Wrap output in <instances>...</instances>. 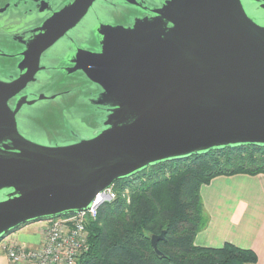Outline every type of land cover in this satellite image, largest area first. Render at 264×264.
Returning a JSON list of instances; mask_svg holds the SVG:
<instances>
[{
	"label": "water",
	"instance_id": "1",
	"mask_svg": "<svg viewBox=\"0 0 264 264\" xmlns=\"http://www.w3.org/2000/svg\"><path fill=\"white\" fill-rule=\"evenodd\" d=\"M246 144L264 146V0H0V241Z\"/></svg>",
	"mask_w": 264,
	"mask_h": 264
},
{
	"label": "trees",
	"instance_id": "2",
	"mask_svg": "<svg viewBox=\"0 0 264 264\" xmlns=\"http://www.w3.org/2000/svg\"><path fill=\"white\" fill-rule=\"evenodd\" d=\"M264 173V146L246 144L162 162L117 180L118 197L89 223V249L78 264H255L252 248L195 243L209 218L201 187L218 175ZM128 190L129 199L123 194ZM165 230L157 241L153 234Z\"/></svg>",
	"mask_w": 264,
	"mask_h": 264
},
{
	"label": "crops",
	"instance_id": "3",
	"mask_svg": "<svg viewBox=\"0 0 264 264\" xmlns=\"http://www.w3.org/2000/svg\"><path fill=\"white\" fill-rule=\"evenodd\" d=\"M201 196L209 221L196 234L195 243L217 247L229 241L252 248L258 255L255 264H264V173L218 175L202 185ZM25 226L11 233L10 241L39 243L37 231L32 234ZM5 262L3 253L0 264Z\"/></svg>",
	"mask_w": 264,
	"mask_h": 264
},
{
	"label": "built area",
	"instance_id": "4",
	"mask_svg": "<svg viewBox=\"0 0 264 264\" xmlns=\"http://www.w3.org/2000/svg\"><path fill=\"white\" fill-rule=\"evenodd\" d=\"M128 193L127 190L123 196L129 199ZM117 197L113 184L99 192L88 209L39 221V243L25 245L9 241L3 244L4 264H78L82 254L89 249V223L98 218L104 205Z\"/></svg>",
	"mask_w": 264,
	"mask_h": 264
},
{
	"label": "rangeland",
	"instance_id": "5",
	"mask_svg": "<svg viewBox=\"0 0 264 264\" xmlns=\"http://www.w3.org/2000/svg\"><path fill=\"white\" fill-rule=\"evenodd\" d=\"M42 222V221H41ZM39 221H36V222H32L30 224H27V226H25V228L27 229L28 232L30 233H34L37 231V228L39 226V224L41 223ZM12 234H10L9 236L5 237L3 240L0 241V255H2L3 253H5V251L2 249V245L9 242L12 237H11Z\"/></svg>",
	"mask_w": 264,
	"mask_h": 264
}]
</instances>
